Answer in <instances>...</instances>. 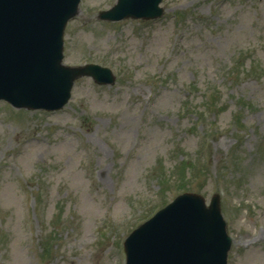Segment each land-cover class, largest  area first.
I'll use <instances>...</instances> for the list:
<instances>
[{
  "label": "rangeland",
  "instance_id": "rangeland-1",
  "mask_svg": "<svg viewBox=\"0 0 264 264\" xmlns=\"http://www.w3.org/2000/svg\"><path fill=\"white\" fill-rule=\"evenodd\" d=\"M81 0L57 112L0 102V264H124L122 243L190 192L221 197L228 264H264V0H163L162 19L98 20Z\"/></svg>",
  "mask_w": 264,
  "mask_h": 264
},
{
  "label": "water",
  "instance_id": "water-1",
  "mask_svg": "<svg viewBox=\"0 0 264 264\" xmlns=\"http://www.w3.org/2000/svg\"><path fill=\"white\" fill-rule=\"evenodd\" d=\"M160 2L118 0L101 18L154 19L161 16ZM78 3L0 0V99L16 107L55 110L68 101L79 76L113 81L109 70L61 64L64 26ZM230 244L218 198L206 208L203 199L185 194L129 236L126 264H226Z\"/></svg>",
  "mask_w": 264,
  "mask_h": 264
}]
</instances>
